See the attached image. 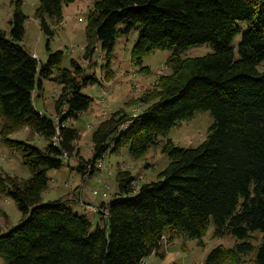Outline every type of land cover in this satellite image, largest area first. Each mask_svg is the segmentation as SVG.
<instances>
[{"label":"trees","instance_id":"16d2710c","mask_svg":"<svg viewBox=\"0 0 264 264\" xmlns=\"http://www.w3.org/2000/svg\"><path fill=\"white\" fill-rule=\"evenodd\" d=\"M14 1L9 35L0 23V139L21 152L31 175H0V191L26 215L6 231L0 228V254L6 264H140L152 253L164 256L165 240L180 234L202 237L212 220L217 235L231 234L236 241L215 246L202 264H243V256L253 250L256 264H264V0H94L83 52L88 64L71 57L70 67H61L64 49L50 46L56 30L49 18L62 22L64 4L75 0H39L34 15L47 37L45 61L21 43L27 14L24 0ZM137 27L141 32L131 60L142 64L146 54L170 49L169 71L159 74L155 87L125 102L135 106L134 112L120 107L99 122L92 132L94 153L81 156L77 166L83 179L103 164L113 134V151L129 144L139 158L195 111L210 110L214 120L196 146H181L172 138L163 143L170 161L157 179L138 186V177L122 169L110 199L103 190L92 192L103 198L96 204L84 201L100 213L93 227L86 213L74 209V199L43 201L42 193L49 184L48 169L60 168L76 149L80 133L65 120L90 107L93 97L83 87L111 78L117 34ZM98 42L107 57L101 77L93 58ZM203 43L212 50L182 55ZM50 77L61 83L54 119L35 102L36 90ZM57 122L59 140L54 143ZM123 124L127 126L122 129ZM22 127L47 143L42 147L12 136ZM258 233L259 242L254 243Z\"/></svg>","mask_w":264,"mask_h":264},{"label":"rangeland","instance_id":"374dc122","mask_svg":"<svg viewBox=\"0 0 264 264\" xmlns=\"http://www.w3.org/2000/svg\"><path fill=\"white\" fill-rule=\"evenodd\" d=\"M38 4L39 0H24L23 2V9L27 17L21 43L27 49L39 54L38 59L40 61H45L48 57L47 37L34 15ZM93 5L94 0H75L69 4H64V19L62 22L57 23L49 18L56 30L54 37L50 40V46L53 50L64 49L65 51L61 67H70L71 57L77 58L83 65L88 64L89 60L86 61L83 52L86 43L87 15ZM14 7V0H0V23L8 35L11 28L9 19L12 16ZM140 32L141 28L137 27L129 33L119 32L117 34L110 59L113 72L111 78L106 80L102 79L101 74L104 75L105 73V68L102 69V66L107 63V57H105V52L98 42L93 58L96 72L101 80L88 84L82 89L84 93L93 97V101L88 109L65 120L66 125L75 127L80 133L79 138L76 140V149L72 155L66 160L64 159V163L60 168L48 169L49 184L42 193L43 201L59 197L74 199L71 201L74 209L86 213L92 221L93 227L101 220L100 213L91 211L84 203V200L87 203L92 202L94 204L100 202L101 194H93V189L106 190L108 195L104 198L106 200L110 199L118 190V172L122 169L130 170L132 174L139 178L138 186L144 182L157 179V173L164 169L170 161L169 156L162 151L163 143L168 138H172L178 145L196 146L207 137L208 128L214 120L210 110L195 111L192 117L179 121L166 134H161L159 136L160 143L151 145L147 152L139 158L132 155L129 144L122 146L119 151H113L115 137V134H113L108 139V147L103 155V164L97 166L93 173H88L85 181L83 180L84 173L77 166L81 156L84 158L92 157L94 153L92 132L99 122L120 107H124L129 112H134L135 106H127L125 102L133 96L140 95L145 89L155 87L158 83L159 74L169 71L166 60L171 54L170 49H156L146 54L142 64L134 63L131 60V50ZM239 38L240 35L236 36L234 40L236 44ZM67 47L73 48V50L67 52ZM211 50V45L207 43L197 44L183 50L182 55H202ZM142 65L148 66L147 71L141 70ZM55 73H57V69ZM44 81L43 89L35 92L37 94L35 95V102L38 109L54 119L56 115L55 99L58 97H55V95L59 94L61 83L52 77L44 78ZM135 81H137L135 84L136 89L133 86ZM41 91L42 93L38 95ZM140 106L144 107L145 105L141 104ZM2 120L0 116V124ZM126 126L127 124H123L121 128L123 129ZM12 136L18 139H29L42 147L47 143L45 137L37 134L29 127L16 130ZM88 170L89 167L87 166L85 171L89 172ZM1 174H10L22 179L30 176L31 171L23 163L21 152L10 148L0 139ZM25 217L26 215L19 209L16 201L5 192L0 191L1 230H8ZM215 231L216 226L212 220L200 238H190L180 234L173 240H165L162 250L165 253L164 256L152 253L143 257L140 264H202L215 246L219 244L232 246L236 241V237L231 234L217 235ZM257 236L254 238V243L259 242L260 234L258 233ZM255 254L256 250H253L244 255L242 263L256 264ZM0 264H6V259L1 254Z\"/></svg>","mask_w":264,"mask_h":264},{"label":"built area","instance_id":"2783aa9c","mask_svg":"<svg viewBox=\"0 0 264 264\" xmlns=\"http://www.w3.org/2000/svg\"><path fill=\"white\" fill-rule=\"evenodd\" d=\"M34 55L35 56H37V54L34 52ZM56 127H57V134L56 135H54L53 136V142L55 143V142H58V140H59V132H60V125H59V122H57L56 123ZM68 155V152L67 151H64V156H67ZM100 162V161H99ZM139 180V178H137V180L136 181H138ZM93 191V193L95 192V193H98L99 192V190L98 189H93L92 190ZM108 195V192L106 191V190H103V196H107ZM89 207L90 208H95V206L93 205V204H89ZM106 212H107V209H106Z\"/></svg>","mask_w":264,"mask_h":264},{"label":"crops","instance_id":"0c3cea01","mask_svg":"<svg viewBox=\"0 0 264 264\" xmlns=\"http://www.w3.org/2000/svg\"><path fill=\"white\" fill-rule=\"evenodd\" d=\"M37 55H39V54H37ZM43 82H45L44 80H43ZM41 93H42V91H41ZM58 96V94H56L55 95V97H57ZM86 179V178H85ZM85 179H83L84 181H85ZM103 198H100V201L102 200ZM84 200V199H83ZM84 201H86V200H84ZM90 201V200H89Z\"/></svg>","mask_w":264,"mask_h":264},{"label":"clouds","instance_id":"9594fccd","mask_svg":"<svg viewBox=\"0 0 264 264\" xmlns=\"http://www.w3.org/2000/svg\"><path fill=\"white\" fill-rule=\"evenodd\" d=\"M38 56V55H37Z\"/></svg>","mask_w":264,"mask_h":264}]
</instances>
